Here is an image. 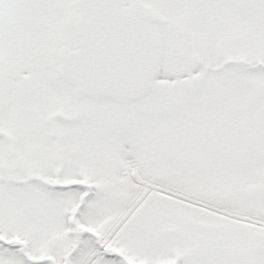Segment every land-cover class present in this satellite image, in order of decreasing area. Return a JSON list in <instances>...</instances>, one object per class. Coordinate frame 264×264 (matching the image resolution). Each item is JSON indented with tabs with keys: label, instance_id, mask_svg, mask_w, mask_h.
Here are the masks:
<instances>
[{
	"label": "snow or ice",
	"instance_id": "snow-or-ice-1",
	"mask_svg": "<svg viewBox=\"0 0 264 264\" xmlns=\"http://www.w3.org/2000/svg\"><path fill=\"white\" fill-rule=\"evenodd\" d=\"M0 264H264V0H0Z\"/></svg>",
	"mask_w": 264,
	"mask_h": 264
}]
</instances>
